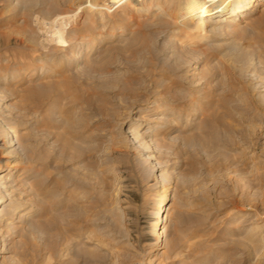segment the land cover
<instances>
[{
	"label": "rangeland",
	"instance_id": "obj_1",
	"mask_svg": "<svg viewBox=\"0 0 264 264\" xmlns=\"http://www.w3.org/2000/svg\"><path fill=\"white\" fill-rule=\"evenodd\" d=\"M6 1L0 0V73L11 69L9 56L24 66L14 75L24 80L2 87L0 116L16 128L22 165L30 169L27 184L17 179L21 207L36 214L23 225L11 222L16 227L3 235L0 264H148L147 249L155 252L151 264H264L261 12L196 31L150 26L133 14L111 22L122 36L76 60L99 25L75 18L67 40L39 56L25 42L13 44L31 23L28 11H7ZM33 1L34 12H48L52 2L51 13L72 16V0ZM45 58L56 65L40 73L35 64ZM137 119L140 133L154 127L153 142H140L173 197L159 248L146 240L159 184L127 129ZM27 132L35 153L24 162Z\"/></svg>",
	"mask_w": 264,
	"mask_h": 264
},
{
	"label": "bare ground",
	"instance_id": "obj_2",
	"mask_svg": "<svg viewBox=\"0 0 264 264\" xmlns=\"http://www.w3.org/2000/svg\"><path fill=\"white\" fill-rule=\"evenodd\" d=\"M49 4L50 8L47 7V9L50 10L48 12H44L42 10L34 12L33 9L36 6L38 7V4L33 0H15V2L12 0H7L5 2L4 7L7 9V11H20L21 15L24 11L29 12L28 17L31 27H26V29L23 28L21 32L18 33L20 38L15 39L13 44L15 45L17 42V44L23 46L25 42L29 45L33 52H36L40 56L41 52H47L44 48H47L49 51V47H54L56 43L61 42L64 39L67 40L68 35H70L69 30L73 28V23L75 24V18H80L83 15L82 20H79L81 23H85L86 26H90L92 28H94V25H99L100 29L94 37H92L83 47L80 48L79 52H76V54H79L77 59L75 58L76 56L73 57L76 60L82 58H84V60L91 59L90 57L100 50L101 45L104 44L108 38L122 36V32L119 30L120 28H117V31H119L116 32V30L114 31V29L110 27L111 22H118L119 20L125 21L128 18H131L133 14L144 16V24L150 26H160L165 22L174 27V29L180 31H196L198 27L208 26L212 27V30H219L227 25L244 20L255 12H261V18L264 19V0H72L73 9L70 8L73 10L71 13L72 16L67 18L62 17V13L61 16H57L59 14L56 12L51 13L50 11L54 8L55 3L50 2ZM136 19L139 18L136 17ZM9 41L10 39L7 37L6 44H8ZM74 41L76 42V40ZM77 44H79V42ZM39 50L40 52H38ZM235 53H239V51ZM238 56L240 57L241 55ZM2 57H6V54ZM48 59H46L45 63L43 64L36 63L35 68H40V70H42L45 69V65L50 67L53 64L56 65L54 61L51 63ZM241 59L246 61V56H241ZM7 61L13 62L11 64V69L9 68L10 70L8 69L7 71L0 73V81L1 79L4 80L3 83H0V95H2V87L4 86L5 88L11 80H13L15 83H23L22 80H24V77L21 79H15L14 77L16 72L24 71V66H18L13 59L9 58V56H7ZM193 69L197 70V67L194 66ZM43 72L44 70H42L40 73ZM260 87L264 88L263 85ZM260 96L263 97L264 95L260 94L259 97ZM140 119L134 120L135 124L129 125L127 129L129 133H131L132 139L137 144V146L142 147L141 149L144 151V153L141 154V157L154 171L156 174L154 179L157 184H159L158 187L160 190L158 192H160V196L156 204H154L153 208L151 209V213L149 214L150 231L147 234L146 239L150 245L152 244L159 248L164 244V231L162 224L164 222L167 206L169 205L170 201H172L173 197L169 196V187H167L165 184V178H163V175L160 174L157 169L158 163L152 162V160L155 159L153 153L150 151V149H148V145H145L142 142L143 140L140 142L144 136L148 137L149 144L153 142L151 133L152 130H154V127L147 125L146 128L140 133V122L142 121ZM33 136L34 135H32L31 132H27L24 135V149L28 152V155L23 157L24 162L25 160H31L32 158L29 155L35 153V147L32 141ZM0 138L3 140L0 144V163H3L0 164V258H4L3 254L6 252L7 248L4 244L5 240L2 239L3 235L4 233L7 234L6 232L8 231L9 227L13 229L16 227V225H12L11 222L16 220L18 226L19 224L23 225L30 221L29 216L35 215L36 210H34V208H22V205L19 201L20 198L18 196L20 192H18V184L22 181L17 179L23 178L24 185L27 184L26 180L27 177H29L30 169L25 165H22V143L17 135L16 128L10 124L6 116H0ZM262 138L264 139V135ZM210 139H215L214 132L210 134ZM23 183L21 185H23ZM45 198L48 200L49 197ZM263 227L264 225H261L258 228L261 230ZM110 236H114V234ZM116 244L117 242L113 243V245ZM149 250L147 249V252L143 255V257H145L148 264H151L152 260L148 259V256L153 255L155 252L153 253L152 251L153 254H151Z\"/></svg>",
	"mask_w": 264,
	"mask_h": 264
}]
</instances>
